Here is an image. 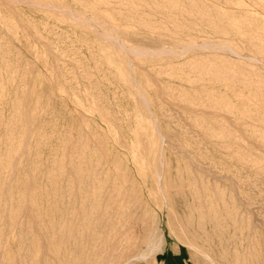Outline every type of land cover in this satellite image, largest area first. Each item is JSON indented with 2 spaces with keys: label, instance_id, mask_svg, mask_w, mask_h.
I'll list each match as a JSON object with an SVG mask.
<instances>
[{
  "label": "rangeland",
  "instance_id": "rangeland-1",
  "mask_svg": "<svg viewBox=\"0 0 264 264\" xmlns=\"http://www.w3.org/2000/svg\"><path fill=\"white\" fill-rule=\"evenodd\" d=\"M33 1L42 4L41 0ZM45 1L99 17L103 28H112L126 43L148 50L178 47L182 41L198 44L218 39L222 36L218 31L227 30L222 38L227 37L231 46L241 54H232L231 50L225 51L218 47L209 50L198 48L194 49L198 51H184L181 56H155L135 62L136 66L132 70L137 74L136 78L141 86L148 91L150 111L138 101L134 92L136 87L133 85L129 89L130 85L119 70V62H108L103 58L112 45L97 38L95 32L77 27L63 13L19 4L15 11L17 20H14L8 36L14 45L23 48L21 53L24 57L20 59L22 62L54 60L62 64L66 72H75L72 65L76 63L83 64L82 69L78 70L82 74L92 73L95 64H102L101 69L95 73V78H103L96 90L83 78L78 84L80 94H71L65 89L58 90V97L47 102L50 107L47 109L46 122L35 124V129L44 135L39 151L41 158L45 159L51 153H55V158L60 157V150L70 132L78 127L74 122L73 112L61 109L60 98L70 104L76 101L80 105L77 109L105 139L104 152L115 155L114 159L119 161V174L133 175V178L142 183L145 191L152 189L151 192H156V186L160 187H157L160 191L166 185L164 191L172 190H169L170 194L164 192L170 195L167 198L174 199V203L168 199L172 205H180L184 201L187 205V199L188 204L190 201L196 204L193 191L189 189L185 190L192 193L185 190L180 193L185 195V199L188 197L186 200L183 196L175 195L176 193L174 195L178 198L172 195L180 181L190 180V189L197 185L200 188L205 186L201 188L204 189V194H201L208 200L203 203L207 204L206 207L211 200L208 207L212 212L211 218L221 217L232 222L235 220L236 223L240 222L237 225L244 230L246 256L244 260L239 259L237 262L232 258V264H264V15L256 14L253 3L245 5L244 0ZM14 14L7 4L0 5V16L4 22L7 23ZM247 25H252L253 29L250 30ZM0 28L6 31L8 23ZM26 45H32V49L24 51ZM47 48L52 51V55L55 53L48 58L49 61L33 58L34 54L42 53ZM132 57L136 58L134 55ZM194 59L199 61L195 62ZM67 78L71 79L69 76ZM39 81L40 77L35 76L31 78L30 84L37 86ZM14 97L15 92L10 91L8 100ZM103 112H110L114 116V122L101 116ZM13 113L12 107L3 105L4 119H8ZM1 132L3 129L0 127ZM155 143L164 148L161 158L164 159L162 177L165 178H160L157 182L159 184H152L151 176ZM81 148L75 143L72 145V152L78 154ZM87 148L89 156H80L75 160L80 165H85L82 167L83 175H89L96 182L95 188L88 192L96 196L104 192L100 190L101 184L106 180L113 181L115 171L112 165H107L102 170L103 173L99 175L98 171L92 176L86 166L96 160L105 163L107 159L103 156H99V159L95 157L94 144H88ZM4 163L5 157L0 155V183L9 181L5 175L7 169ZM22 163L23 158L18 161V164ZM68 175L65 173L61 177L57 173L55 177L58 184L61 182L57 189L58 196L62 193L67 196L69 192L68 185L71 181ZM14 179L24 180L25 172L21 171ZM39 188L49 190V184L37 176L36 186L30 194L37 195ZM85 190H81L83 194L87 193ZM23 192L24 188L16 186H10L6 190L13 199H17ZM182 204L181 206H185ZM2 207L0 203V209ZM153 208L158 210L157 205ZM208 210H205L206 217H210L207 215ZM237 247L236 252H240L239 244ZM184 263V258L166 235L162 259L155 264Z\"/></svg>",
  "mask_w": 264,
  "mask_h": 264
},
{
  "label": "bare ground",
  "instance_id": "bare-ground-1",
  "mask_svg": "<svg viewBox=\"0 0 264 264\" xmlns=\"http://www.w3.org/2000/svg\"><path fill=\"white\" fill-rule=\"evenodd\" d=\"M244 1L245 5L253 3L255 6L253 11L256 14L264 15V0ZM40 2L42 4L35 3L33 0H0V5L7 4L15 13L12 19H8L7 30L4 31L0 28V127L3 129V132L0 133V155L5 157L4 166L7 169L5 175L9 179L6 183H0V203L3 206L0 209V264H155L156 262L160 263L162 259L166 235L176 251L184 258V264H232V258L236 259V262L243 259L246 256L247 245H243L245 242L244 230L242 231L239 228L240 225H237L240 222L236 223L235 220L232 222L229 221L230 219L227 221L221 217L211 218L212 212L208 210L211 200L209 206L206 207L207 204L203 203L208 200L201 194L204 190L201 188H205V186L200 188L197 185L192 190L190 189V183H192L190 180L180 181L172 195L176 193L175 195L181 197L183 194L180 193L189 189V191H193L194 195H192L196 204L191 201L188 204V197L186 196V200L184 195L183 198L187 201V205L182 200L185 206H181V203L180 205L174 204L175 207L170 202L174 199L170 200L167 198L170 195L165 194L167 192L170 194L169 190H171L164 191L166 185L163 190L159 189L160 191L157 190L158 186L155 187L156 192H151L152 189L145 191L141 186L142 183L133 178V175L119 174L117 171L118 165H120L119 161L114 159L115 155H107L104 152L105 139L93 128L94 125L86 119L85 115L77 109L80 105L76 101H72L73 104H70L64 98H60L61 109L73 112L74 122L78 125L75 130L70 132L60 150V157L55 158V153H51L49 157L41 158L39 151L44 135L35 129V124L46 122L47 109L50 107L47 102L58 97L56 93L58 90L65 89L71 94H80L81 89L78 84L79 80L83 78L96 90L103 78H95V73L101 69L102 64H95L92 73L82 74L78 70L83 64H71L76 71L66 72L62 64L54 62L53 59V62L36 63L31 61L32 59L31 62L29 60L22 62L20 59L23 56L21 53L23 48L14 45L8 36L14 26V20L15 22L17 20L15 11L19 4L63 13L77 27L95 32L97 38L112 45L111 49L105 52L103 58L108 62H112V60L119 62V70L128 82L127 84L130 85L129 89L133 85L136 87L134 92L138 101L144 105L147 111H150L148 91L141 86L136 78L137 74L132 70L135 62L155 56L167 58L181 56L184 51L198 48H203V50L208 48L209 50V48L218 47L225 51L231 50L232 54H241L238 49L231 46L232 43L228 42L227 37L226 39L222 38L224 34H227V30H219L218 32L222 36H219L218 39L205 40L198 44L182 41L178 47L148 50L126 43L112 28H103L99 17L67 6H56L45 0ZM2 18L0 16L1 27L3 24H7ZM24 26L26 27V24ZM247 26L250 30L253 29L252 25ZM262 29L264 30V21ZM24 49V51L32 49V45H26ZM53 55L52 51L47 48L42 53L34 54L33 58L36 60L37 58L48 59ZM133 55L136 56L135 59L132 57ZM43 59L40 60L43 61ZM194 61L198 62L199 60L194 59ZM35 76L40 77L37 86L30 84L31 78ZM67 76L71 79L69 80ZM70 81L73 83H69ZM10 91L15 92V97L9 101ZM97 94L99 95V93ZM85 97L86 95H84V100ZM81 104L83 105L82 102ZM3 105L14 109V113L8 119L3 118ZM101 107L103 106L101 105ZM101 116L106 117L109 121L114 119L110 112H103ZM138 139L140 140V138ZM75 143L78 147H82L78 154L72 152V145ZM156 143L154 168L151 173L152 184L159 182L160 178H165V176L162 177L164 159L161 158L164 148H162L163 145L160 146ZM88 144H94L95 157L99 159V156H103L107 159L105 160L107 162L104 163L96 158L93 164L86 166L91 175L95 176L98 171H100V175L107 165H112V169L115 171L113 181L106 180L99 186L100 190L104 192L100 195L97 194L98 196L93 195L92 192L88 194L90 189L95 188L96 182L90 179L89 175H83L82 167L85 165H80L75 160L80 156H89ZM21 158H23V163L18 164ZM21 171L25 172V179L15 180L14 176ZM57 173L61 177L65 173L69 174L67 177L71 184L68 185L67 196L62 195L63 193L57 195V189L60 188L61 183L58 184L55 181ZM37 176L49 184V190L39 188L37 195H31L30 191L36 186ZM163 183L162 187L165 184ZM196 184L201 185V183ZM10 186L24 188V192L17 199H13L6 193ZM199 188L200 191H197ZM82 189H86L87 193L83 194ZM189 191L188 193H192ZM172 195L171 198H173ZM175 195L174 197H176ZM154 205H157L159 212L153 208ZM206 209L210 213L206 211L208 213L206 214L210 217L204 215ZM238 244L240 252H236Z\"/></svg>",
  "mask_w": 264,
  "mask_h": 264
}]
</instances>
